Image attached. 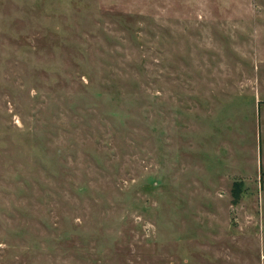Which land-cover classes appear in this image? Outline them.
<instances>
[{
  "label": "rangeland",
  "instance_id": "1",
  "mask_svg": "<svg viewBox=\"0 0 264 264\" xmlns=\"http://www.w3.org/2000/svg\"><path fill=\"white\" fill-rule=\"evenodd\" d=\"M0 264H264V0H0Z\"/></svg>",
  "mask_w": 264,
  "mask_h": 264
},
{
  "label": "crops",
  "instance_id": "2",
  "mask_svg": "<svg viewBox=\"0 0 264 264\" xmlns=\"http://www.w3.org/2000/svg\"><path fill=\"white\" fill-rule=\"evenodd\" d=\"M237 185H239V183L234 182L230 186L226 185L225 187H223L222 190H226V191H230L231 190V191H233V190H236L238 188Z\"/></svg>",
  "mask_w": 264,
  "mask_h": 264
},
{
  "label": "trees",
  "instance_id": "3",
  "mask_svg": "<svg viewBox=\"0 0 264 264\" xmlns=\"http://www.w3.org/2000/svg\"><path fill=\"white\" fill-rule=\"evenodd\" d=\"M237 192L239 193V190H238ZM238 193H237V194H238Z\"/></svg>",
  "mask_w": 264,
  "mask_h": 264
}]
</instances>
